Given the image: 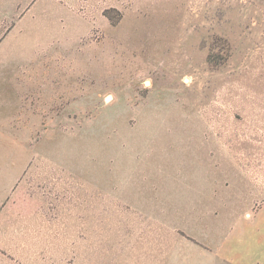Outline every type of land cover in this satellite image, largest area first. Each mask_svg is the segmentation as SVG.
Segmentation results:
<instances>
[{"label":"rangeland","instance_id":"obj_1","mask_svg":"<svg viewBox=\"0 0 264 264\" xmlns=\"http://www.w3.org/2000/svg\"><path fill=\"white\" fill-rule=\"evenodd\" d=\"M260 209L264 0H0V264H230Z\"/></svg>","mask_w":264,"mask_h":264},{"label":"crops","instance_id":"obj_2","mask_svg":"<svg viewBox=\"0 0 264 264\" xmlns=\"http://www.w3.org/2000/svg\"><path fill=\"white\" fill-rule=\"evenodd\" d=\"M222 253L230 264H264V209L222 245Z\"/></svg>","mask_w":264,"mask_h":264},{"label":"water","instance_id":"obj_3","mask_svg":"<svg viewBox=\"0 0 264 264\" xmlns=\"http://www.w3.org/2000/svg\"><path fill=\"white\" fill-rule=\"evenodd\" d=\"M147 83H148V81L145 82V85H148Z\"/></svg>","mask_w":264,"mask_h":264}]
</instances>
